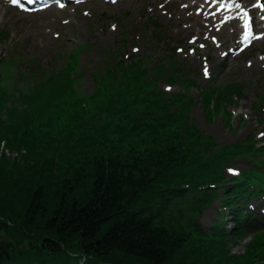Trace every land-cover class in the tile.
<instances>
[{
	"label": "trees",
	"instance_id": "1",
	"mask_svg": "<svg viewBox=\"0 0 264 264\" xmlns=\"http://www.w3.org/2000/svg\"><path fill=\"white\" fill-rule=\"evenodd\" d=\"M68 79L48 85L40 101L0 112L1 150L15 153L0 152V252L14 238L43 236L53 254L61 246L93 244L105 255L119 254L122 264H222V253L211 256L213 247L210 261L201 259L196 252L203 241L181 231L167 212L171 187L187 178L188 154L172 142L177 137L133 142L123 121L111 119L101 135L88 134L83 124L60 142L43 138L44 112L56 93L63 98L71 91ZM95 136L104 146L88 148Z\"/></svg>",
	"mask_w": 264,
	"mask_h": 264
},
{
	"label": "rangeland",
	"instance_id": "2",
	"mask_svg": "<svg viewBox=\"0 0 264 264\" xmlns=\"http://www.w3.org/2000/svg\"><path fill=\"white\" fill-rule=\"evenodd\" d=\"M164 1L128 0L120 8H99L97 11L96 6H94L93 9L96 11L94 12L96 16L90 11L87 12L86 19L77 26V31L73 38L68 40L70 43L69 46H58L54 49V53L57 54L55 66L58 64L60 66L61 58H64L74 49V44L86 45L84 47L86 51H84L85 53L80 58L79 67L85 76L79 87H83L89 93L94 85V80L90 77V74L97 63H103L101 67L106 68L113 63H118L121 55L126 58L130 54H137L136 58L138 60L143 58L150 64L157 63L159 59H163L162 56L154 53L151 44H145L150 39V24L148 20L152 18L160 23L172 41L181 44L183 51L180 53L177 52V63L181 66L201 68L204 66L203 56L197 55L196 53L195 55H189L186 52L187 46L184 45L182 40L193 35L195 38H198L199 42L203 41L205 44L209 42L210 37L214 34L210 33L209 29H205L204 26H202L201 32L197 29L193 30V28H190L192 24H199V21L190 15V13L181 12L175 4L169 5L168 9L167 7L162 9L169 12L165 14L159 9V4ZM146 11H151L154 14H148L144 17L142 13ZM101 12L102 16L99 22L90 24L91 19L97 18ZM227 32L228 29L224 28L220 34L214 36L228 40ZM208 46L210 48L211 44H208ZM133 48L138 49V51L134 52ZM0 51L3 55L5 50L2 49V46H0ZM200 54L203 55L202 52ZM162 62H165V60H162ZM219 81H221L219 85L221 87L227 85H237L240 87L242 99L238 105L227 108V111L233 112L238 107L250 109L251 104L256 105V101L257 104L264 103V99L261 98L264 93V81L260 79L255 68L250 70L242 62L234 60L229 62V66H226L225 73ZM202 83L203 79L199 77L198 84L201 85ZM27 84H31V81L27 82ZM25 86L23 84L20 88L25 89ZM255 89L259 93L258 96L253 94ZM173 91H178V88H174ZM29 92L30 90H24L21 94L26 95ZM190 115L194 119L196 126L204 130L208 136H214L220 145L233 144L236 141L245 139L248 134L254 135L258 129L261 130L263 128H256L255 121L257 120H253L254 115H249L247 122L242 121L240 123V121L231 120L232 124L230 123V127L226 126L227 123L225 124L223 118L215 119V121L206 126L205 122L202 121L203 112L199 107L193 108ZM242 166L243 164L239 163V168H242ZM211 218L212 212H209L205 222L207 223ZM246 241L247 239L245 241H234L235 247L231 249V253L234 255L241 254L243 250L241 245Z\"/></svg>",
	"mask_w": 264,
	"mask_h": 264
},
{
	"label": "bare ground",
	"instance_id": "3",
	"mask_svg": "<svg viewBox=\"0 0 264 264\" xmlns=\"http://www.w3.org/2000/svg\"><path fill=\"white\" fill-rule=\"evenodd\" d=\"M105 1H107V0H105ZM90 6L92 7V4H90ZM35 25L38 26V27H40V28H38L39 31H42V30H43V28H42L43 25H53V24L50 23V22H44V21H41V20H37V21L35 22ZM68 28H69V27H68ZM28 33H29V32H28ZM28 33H27V34H28ZM58 37H60V38H65V37H62L61 35H58ZM45 41L51 44V40L47 39V40H45Z\"/></svg>",
	"mask_w": 264,
	"mask_h": 264
},
{
	"label": "snow or ice",
	"instance_id": "4",
	"mask_svg": "<svg viewBox=\"0 0 264 264\" xmlns=\"http://www.w3.org/2000/svg\"><path fill=\"white\" fill-rule=\"evenodd\" d=\"M11 4L13 6H16V7H19L20 6V0H10ZM61 7H63V5H60ZM236 7L239 8L240 5L239 4H236ZM229 8H231V5H229ZM246 27H247V24H246ZM204 73H205V76L208 75V72H207V68L204 69ZM229 171H234V170H229Z\"/></svg>",
	"mask_w": 264,
	"mask_h": 264
}]
</instances>
